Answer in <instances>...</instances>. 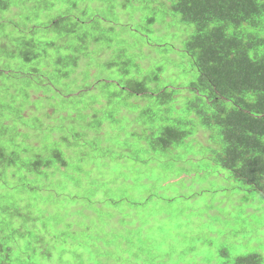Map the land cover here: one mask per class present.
<instances>
[{
    "label": "trees",
    "instance_id": "1",
    "mask_svg": "<svg viewBox=\"0 0 264 264\" xmlns=\"http://www.w3.org/2000/svg\"><path fill=\"white\" fill-rule=\"evenodd\" d=\"M259 196L264 0H0V264H264Z\"/></svg>",
    "mask_w": 264,
    "mask_h": 264
},
{
    "label": "rangeland",
    "instance_id": "2",
    "mask_svg": "<svg viewBox=\"0 0 264 264\" xmlns=\"http://www.w3.org/2000/svg\"><path fill=\"white\" fill-rule=\"evenodd\" d=\"M176 31H177V29L172 30V32H176ZM163 32H165V31H163ZM171 38L172 37L169 36L166 39L167 40H171ZM169 71L170 70L167 69V71H166L167 74L169 73ZM179 79L186 80L187 78H179ZM174 81H176V80L174 79ZM199 134H200L199 137H200L201 140L204 141V139L207 138V135L203 136V133L202 132L199 133ZM204 184L206 185L207 183H204ZM98 197L99 198H103L104 195L103 194H99ZM221 198H223V199H225V198L228 199L229 198L227 200V202L229 204L234 203V201H235L236 204H239L240 203V201H239L240 197L239 196H236V197L230 196L229 197L228 196V193L223 194ZM258 198L261 201H264V198H262L260 196ZM207 201H210V197H208ZM263 208H264V204H263ZM235 209L236 210L231 209L230 212L228 213L225 208L223 209V206L217 207L216 208V211L214 212V217H215V219H217L216 223H214V221H212V222H209V224L207 226L210 231L204 230V228H203V221H206V223H207L209 221V219L211 218V217H208V216H213L212 215V212H210L209 214H206L204 211L202 212L201 210H199L197 214L196 213L189 214L186 217V219H185V223H184L183 227L181 228V233L184 236V239H185L186 244H188V243H190V244L191 243H194L195 245H198L199 242H202L204 239H207L208 240V239H212V238L217 239V243L220 242V240L218 239V235H219V232L218 231L220 229H217V228L219 227V225L222 222V220H224V219L226 220L227 218H229V214H231V218H235L236 216H240V210H239V208H235ZM238 225L240 227H244L245 223L243 221H239ZM213 234H215V235H213ZM230 234H232V233L230 232ZM222 237H224V235H222ZM197 239L199 240V242H197ZM235 241H236V239H235ZM262 245H263V243H262ZM262 245H260L261 246V247H259L260 249H264ZM207 251L208 252L205 254V258H209L211 255L213 256L211 250H207ZM199 252L200 251H198V253ZM196 254L197 253H192V254L189 255V257L191 258V260H193V259L196 260V258H195V255ZM197 260L199 262H201V263L205 262L201 257L200 258H197Z\"/></svg>",
    "mask_w": 264,
    "mask_h": 264
},
{
    "label": "bare ground",
    "instance_id": "3",
    "mask_svg": "<svg viewBox=\"0 0 264 264\" xmlns=\"http://www.w3.org/2000/svg\"><path fill=\"white\" fill-rule=\"evenodd\" d=\"M9 12H10V11H9ZM13 17H14V16H13ZM23 23H24V22H23ZM124 32H125V31H124ZM81 69H82V68H81ZM81 69H80V70H81ZM143 104H144V103H143ZM183 125H184V124H183ZM180 126H181V124H180ZM180 130H181V129H180ZM218 144H219V143H218ZM204 146H205V145H204ZM172 152H173V151H172ZM21 232H22V231H21Z\"/></svg>",
    "mask_w": 264,
    "mask_h": 264
}]
</instances>
